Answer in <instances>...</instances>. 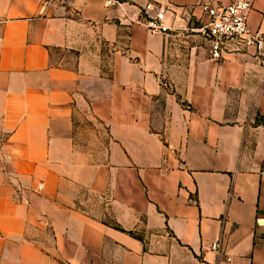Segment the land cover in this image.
Returning a JSON list of instances; mask_svg holds the SVG:
<instances>
[{
	"label": "crops",
	"instance_id": "crops-1",
	"mask_svg": "<svg viewBox=\"0 0 264 264\" xmlns=\"http://www.w3.org/2000/svg\"><path fill=\"white\" fill-rule=\"evenodd\" d=\"M145 1L188 30L201 4L231 0ZM145 16L0 0V264H264V58L211 61L198 36L150 34ZM87 116L105 138L81 148Z\"/></svg>",
	"mask_w": 264,
	"mask_h": 264
},
{
	"label": "built area",
	"instance_id": "built-area-1",
	"mask_svg": "<svg viewBox=\"0 0 264 264\" xmlns=\"http://www.w3.org/2000/svg\"><path fill=\"white\" fill-rule=\"evenodd\" d=\"M105 4L107 7L133 5L146 15V19L140 23L153 35L193 33L203 42L211 61H218L228 54H251L264 58V35L251 31L248 26L251 0H231L228 5L201 4L202 16L196 19L195 25L188 30L168 27L164 23L163 9L157 10L153 17L147 16V11L153 7L147 1L141 7H137L132 0H105ZM211 249L218 252L219 244L212 243Z\"/></svg>",
	"mask_w": 264,
	"mask_h": 264
},
{
	"label": "rangeland",
	"instance_id": "rangeland-1",
	"mask_svg": "<svg viewBox=\"0 0 264 264\" xmlns=\"http://www.w3.org/2000/svg\"><path fill=\"white\" fill-rule=\"evenodd\" d=\"M73 55H66V59ZM70 65H72V60L66 61ZM66 62H64L66 64ZM109 70V68H108ZM74 138L76 143L81 148H89L94 147V142L99 141L100 139L104 142L105 132L96 121H94L90 117H84L82 120H79L75 123V131ZM99 199H96V203L94 202V206H99ZM105 222H109V218L103 219ZM134 236L141 241H143L144 235L141 233L134 234Z\"/></svg>",
	"mask_w": 264,
	"mask_h": 264
},
{
	"label": "trees",
	"instance_id": "trees-1",
	"mask_svg": "<svg viewBox=\"0 0 264 264\" xmlns=\"http://www.w3.org/2000/svg\"><path fill=\"white\" fill-rule=\"evenodd\" d=\"M256 123H264V120H260V119H257L256 120ZM110 226H112L114 229L116 230H119L121 232H124L118 225L114 224V223H111ZM129 235L134 236V234L132 232H128ZM136 238V237H135Z\"/></svg>",
	"mask_w": 264,
	"mask_h": 264
}]
</instances>
